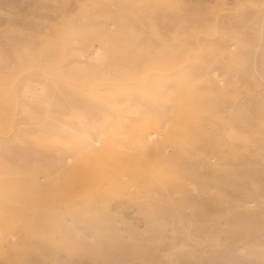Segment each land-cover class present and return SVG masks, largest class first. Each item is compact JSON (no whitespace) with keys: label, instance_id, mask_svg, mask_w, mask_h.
<instances>
[{"label":"rangeland","instance_id":"obj_1","mask_svg":"<svg viewBox=\"0 0 264 264\" xmlns=\"http://www.w3.org/2000/svg\"><path fill=\"white\" fill-rule=\"evenodd\" d=\"M0 264H264V0H0Z\"/></svg>","mask_w":264,"mask_h":264}]
</instances>
